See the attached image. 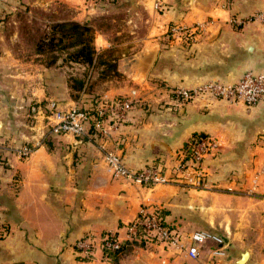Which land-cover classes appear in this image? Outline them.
Here are the masks:
<instances>
[{
	"label": "crops",
	"instance_id": "1",
	"mask_svg": "<svg viewBox=\"0 0 264 264\" xmlns=\"http://www.w3.org/2000/svg\"><path fill=\"white\" fill-rule=\"evenodd\" d=\"M139 2L146 33L132 39L126 47L131 52L117 59L120 81L99 84L91 76L97 81L91 90H78L82 101L91 93L98 96L90 108L82 104L90 110L84 137L49 135L27 158L10 147L12 141L16 147L34 144L40 133L38 109L46 100L62 109L78 104L63 71L56 70L46 86L39 85V75L26 76L14 104H0V155L6 166L0 165V228L6 229L0 236V264H264V179L255 193L244 189L264 154V96L248 107L198 99L179 104L173 94L175 88L208 79L232 82L246 71L264 74V21L242 22L263 10L264 0ZM85 4L71 19L102 16V10ZM172 24L197 31L189 42L168 40L164 33ZM102 32L95 27L96 50L108 46ZM123 97L131 101L123 121L116 123L108 113L96 116L104 100ZM195 133L216 141L215 150L200 161L207 183L200 189L188 185V172L174 170L176 152ZM106 153L118 155L133 171L153 167L168 181L139 184L112 175L103 161ZM140 206L158 209L163 221L182 234H215L223 255H211L218 247L211 242L200 243L196 258H190L160 242L125 239V226ZM103 232L122 239L115 256L99 248L89 259L75 256V239ZM243 252L246 257L239 262Z\"/></svg>",
	"mask_w": 264,
	"mask_h": 264
},
{
	"label": "built area",
	"instance_id": "2",
	"mask_svg": "<svg viewBox=\"0 0 264 264\" xmlns=\"http://www.w3.org/2000/svg\"><path fill=\"white\" fill-rule=\"evenodd\" d=\"M159 2L154 3L158 8ZM264 21V9L251 14L242 22ZM197 27L172 24L165 31L166 36L175 39L190 40L196 33ZM133 95L134 91L131 90ZM175 101L179 104L193 100H203L207 104L224 101L231 104L253 106L264 96V74L246 71L237 80L232 82L218 79H208L192 88L173 89ZM130 99L127 97L104 100L95 110L96 116L108 113L114 116L115 122L123 121L126 112L130 109ZM42 118L40 133L31 147L22 146L17 150L21 158H27L43 140L54 134H66L76 139L85 136L84 123L89 115L76 107L62 109L54 100H47L38 109ZM264 143V136H263ZM264 147V144H263ZM216 148L215 138L210 134H196L188 138L184 145L175 154L174 170L188 172L186 177L188 185L195 188L206 187L205 172L200 164L202 157ZM103 161L112 175H117L125 180L136 183L164 184L168 181L166 176L159 174L153 167L140 170H130L124 166L120 157L113 153L103 155ZM257 174L252 176L251 187L257 185ZM232 181V180H230ZM229 181V182H230ZM228 191L230 188L226 187ZM125 239L135 237L140 240H153L167 246L182 250L190 258H196L197 246L200 243L211 242L218 246L210 251L211 255L222 256L221 239L206 230H196L182 234L174 225L166 224L158 209L140 206L136 217L126 224ZM6 234L5 228H0V236ZM122 239L114 232H103L97 236L88 233L75 239L72 245L73 253L79 259H89L96 248L103 250H116L121 247Z\"/></svg>",
	"mask_w": 264,
	"mask_h": 264
},
{
	"label": "rangeland",
	"instance_id": "3",
	"mask_svg": "<svg viewBox=\"0 0 264 264\" xmlns=\"http://www.w3.org/2000/svg\"><path fill=\"white\" fill-rule=\"evenodd\" d=\"M87 2L92 3L91 7L102 10L103 14L91 20L77 22L87 23L92 27L93 45L95 44V27L102 29V34L108 46L99 50H96V45L94 47L96 52L102 53L103 59L114 60L115 70L107 74H103L101 66L91 67L79 63H66L64 60V52L50 53L44 51L38 54L35 53L36 44L41 37L47 35L49 25L52 22L73 20L71 18L78 12L80 3L85 4ZM83 9L86 10L87 7H83ZM141 10L142 5L139 0H0V104L5 105V107L10 106V103L14 104L15 97L21 95V89L26 80L25 77L31 74L39 75V85L41 81V85L46 86L48 80L50 81L52 77L58 75L56 74V70L63 71L68 85L75 87L72 79H82L84 87L81 90L88 92L97 81L99 84L105 81H110L111 83L120 81L121 73L117 70V59H119L121 53H125L126 55V53L131 52L126 47L132 39H139L146 33V13L145 11L141 13ZM164 34L166 36V33ZM167 39L175 40V38L170 36H167ZM186 42H189V40H186ZM52 54L56 55L55 63L51 66H45ZM65 66L67 68H64ZM67 74L71 75L67 77ZM91 76L97 81H94ZM89 79L92 80V85ZM48 91L49 89L46 92ZM79 91L70 88V96L78 102L74 106L89 110L90 106L95 104L98 96L91 93L90 96L85 97V99H88L85 102V99L83 101L81 100ZM4 99L8 102H4ZM46 101L40 105L43 106ZM85 103H90L89 108L82 105ZM42 122L43 120L40 117V128ZM10 144L11 149H15V151L22 146L31 147L29 144H21L20 147H16L17 143L15 141H12ZM0 165L3 168L6 167L4 166V160L1 158V155ZM256 174L258 175L257 185L252 188L250 180ZM263 179L264 154L259 167L251 175L246 177L247 185L244 188L245 193H255L256 188L261 184ZM243 181L242 179V182L238 180L235 183H243Z\"/></svg>",
	"mask_w": 264,
	"mask_h": 264
},
{
	"label": "trees",
	"instance_id": "4",
	"mask_svg": "<svg viewBox=\"0 0 264 264\" xmlns=\"http://www.w3.org/2000/svg\"><path fill=\"white\" fill-rule=\"evenodd\" d=\"M35 53H42L48 51L64 52V60L66 63H79L87 66H101L103 74L115 70L114 60H107L102 58V53L96 52L93 45V29L87 23H80L74 20H61L52 22L49 25V31L45 37H41L35 46ZM56 61V55L52 54L50 60L46 62L45 66H51ZM75 87H69L73 90H81L84 87L82 79L73 78ZM89 115L84 108H79ZM94 112V110H93ZM92 112V113H93ZM94 114V113H93ZM192 134L191 136H194ZM190 136V137H191ZM161 216V215H160ZM121 247L116 250H103L107 257H113L119 252Z\"/></svg>",
	"mask_w": 264,
	"mask_h": 264
},
{
	"label": "water",
	"instance_id": "5",
	"mask_svg": "<svg viewBox=\"0 0 264 264\" xmlns=\"http://www.w3.org/2000/svg\"><path fill=\"white\" fill-rule=\"evenodd\" d=\"M187 1H188V0H187ZM155 54H156V49H153L152 52L150 53L149 59H148V61H147V63H146V66H145V69H146V70L151 66V64H152V62H153V60H154ZM155 144H156L157 146L161 147V144H159V143H155ZM161 148H162V147H161ZM245 254H246L245 252H243V253L240 254L239 262H242V261L244 260V259H243V256H244ZM242 259H243V260H242Z\"/></svg>",
	"mask_w": 264,
	"mask_h": 264
},
{
	"label": "bare ground",
	"instance_id": "6",
	"mask_svg": "<svg viewBox=\"0 0 264 264\" xmlns=\"http://www.w3.org/2000/svg\"><path fill=\"white\" fill-rule=\"evenodd\" d=\"M245 257H246V255L243 256V259H245ZM243 259H242V260H243Z\"/></svg>",
	"mask_w": 264,
	"mask_h": 264
}]
</instances>
